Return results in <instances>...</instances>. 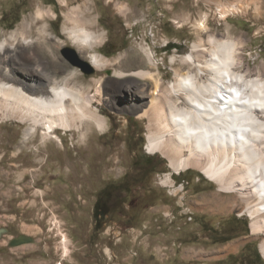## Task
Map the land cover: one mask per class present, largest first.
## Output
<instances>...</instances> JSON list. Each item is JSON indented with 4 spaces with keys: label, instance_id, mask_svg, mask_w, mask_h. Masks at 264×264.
<instances>
[{
    "label": "rangeland",
    "instance_id": "1",
    "mask_svg": "<svg viewBox=\"0 0 264 264\" xmlns=\"http://www.w3.org/2000/svg\"><path fill=\"white\" fill-rule=\"evenodd\" d=\"M86 4L98 19L93 29L105 34L87 53L69 38L65 16ZM38 5L55 10L56 17L44 21L52 40L65 43L54 52L50 42L36 50L39 19L30 33L34 42L16 45L17 61L31 67L35 53L51 70L54 54L92 90L101 80L105 96L95 104L108 124L103 130L94 125L88 141L58 129L62 145L56 138L41 141L40 134L25 144L28 124L0 122V264H264L262 239L252 234L249 214L233 203L225 210L216 206V195L234 202L233 193L221 192L202 170L175 171L169 158L150 151L149 117L125 104L135 85L152 86L133 70L153 69L167 86L176 71L195 69L184 61L195 43L205 49L194 54L210 58L212 36L238 41L245 62L264 67V0H0V39ZM65 47L90 63V52L111 62L87 73L65 56ZM144 48L154 51L156 68ZM119 56L137 62L119 68ZM121 70L126 73L114 72ZM168 174L172 185L163 182ZM106 186L109 212L96 223L95 203ZM14 238L19 240L11 243Z\"/></svg>",
    "mask_w": 264,
    "mask_h": 264
},
{
    "label": "bare ground",
    "instance_id": "2",
    "mask_svg": "<svg viewBox=\"0 0 264 264\" xmlns=\"http://www.w3.org/2000/svg\"><path fill=\"white\" fill-rule=\"evenodd\" d=\"M38 6L35 14L25 17L18 28L0 39V122L18 120L28 124L23 138L25 144L40 134L41 141L56 138L63 145L58 129L74 130L80 140L88 141L94 125L103 130L108 124L95 104L102 103L105 96L102 81L96 80L92 90L83 84L78 70H69L54 54L50 58L51 70L36 60L35 53L28 56L34 60L31 67L21 66L17 61L16 45L22 43L28 47L34 42L30 33L39 19L43 22L36 24V50H42L50 42L47 48L54 52L65 43L52 40L49 25L44 21L46 16L56 17L55 10ZM129 10L126 7L123 11ZM65 16L68 36L81 52L87 53L105 38L102 31L93 29L98 19L87 4L85 8L78 6L70 10ZM200 26L204 29V22ZM210 41H214L210 58L203 61L205 54H194V50L205 49L195 43L193 51L184 58L195 69L176 71L175 80L167 86H163L153 69L133 70L132 73L152 80V86L141 87L130 81L128 87L133 89L135 85L136 91L126 98L125 104L142 111L141 116L149 117L150 151L164 154L175 171L202 170L217 183L221 192L233 193L234 202L222 193L221 199L216 195V206L225 210L233 203L248 213L252 234L262 239L264 252V67L251 68L245 62L242 46L232 38L212 36ZM144 51L150 65L156 68L154 51L148 48ZM88 54L96 68H106L111 62L100 53ZM121 59L119 56L114 60L119 68L125 62L131 65L137 62L132 58ZM137 92L144 97L139 98L141 94ZM171 181L168 174L163 182L172 185ZM232 248L231 245L229 249Z\"/></svg>",
    "mask_w": 264,
    "mask_h": 264
},
{
    "label": "trees",
    "instance_id": "3",
    "mask_svg": "<svg viewBox=\"0 0 264 264\" xmlns=\"http://www.w3.org/2000/svg\"><path fill=\"white\" fill-rule=\"evenodd\" d=\"M171 47L175 46L174 44L170 45ZM152 165V161L148 160L146 167H149ZM152 170L150 169L149 171H146V173H144V176L148 175L149 172H151ZM110 186H106L104 189H102L99 193L98 199L95 203V207H94V217L96 220V223H98L99 219L104 217L105 215L108 214L109 212V208H108V200H109V190H110Z\"/></svg>",
    "mask_w": 264,
    "mask_h": 264
},
{
    "label": "water",
    "instance_id": "4",
    "mask_svg": "<svg viewBox=\"0 0 264 264\" xmlns=\"http://www.w3.org/2000/svg\"><path fill=\"white\" fill-rule=\"evenodd\" d=\"M62 52L73 64L80 66L83 71L91 73L95 70L90 62L80 58L78 52L73 47H65Z\"/></svg>",
    "mask_w": 264,
    "mask_h": 264
},
{
    "label": "flooded vegetation",
    "instance_id": "5",
    "mask_svg": "<svg viewBox=\"0 0 264 264\" xmlns=\"http://www.w3.org/2000/svg\"><path fill=\"white\" fill-rule=\"evenodd\" d=\"M3 232H5L4 229H3V231H0V238L2 237V233H3ZM6 232H7V231H6ZM16 240H19V239L14 238V239L11 240V243H13V242L16 241Z\"/></svg>",
    "mask_w": 264,
    "mask_h": 264
}]
</instances>
